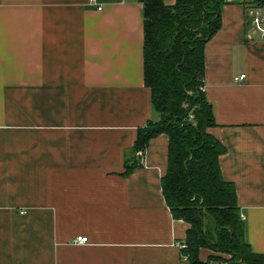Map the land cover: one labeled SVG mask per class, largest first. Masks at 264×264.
I'll return each mask as SVG.
<instances>
[{
  "label": "crops",
  "instance_id": "crops-1",
  "mask_svg": "<svg viewBox=\"0 0 264 264\" xmlns=\"http://www.w3.org/2000/svg\"><path fill=\"white\" fill-rule=\"evenodd\" d=\"M223 1L204 47L208 132L246 241L264 255V39L247 15L259 0ZM142 47L134 0H0V264H188L189 226L161 189L168 137L123 176L137 129L159 118Z\"/></svg>",
  "mask_w": 264,
  "mask_h": 264
},
{
  "label": "trees",
  "instance_id": "trees-1",
  "mask_svg": "<svg viewBox=\"0 0 264 264\" xmlns=\"http://www.w3.org/2000/svg\"><path fill=\"white\" fill-rule=\"evenodd\" d=\"M134 1L143 8V82L159 118L137 129L123 176L137 168L136 153L166 135L162 195L172 218L189 226L181 256L188 264H264L246 241L234 185L222 178L225 149L208 132L215 121L203 90L204 47L221 27L224 1ZM203 250L210 253L205 260Z\"/></svg>",
  "mask_w": 264,
  "mask_h": 264
},
{
  "label": "built area",
  "instance_id": "built-area-1",
  "mask_svg": "<svg viewBox=\"0 0 264 264\" xmlns=\"http://www.w3.org/2000/svg\"><path fill=\"white\" fill-rule=\"evenodd\" d=\"M89 3L95 4V0H88ZM97 10H101V7H97ZM247 15L249 17V25L253 35H257L260 38L264 39V1H260L255 6L250 7L247 10ZM245 79V75H239L234 78L235 83L242 82ZM204 90V89H203ZM192 119V116H190ZM140 157V164L144 163V157L142 153H138ZM243 219V217L241 216ZM87 242V238L79 237L75 239V243L84 244ZM178 247L181 249L185 248L184 244H178ZM185 259V257H184Z\"/></svg>",
  "mask_w": 264,
  "mask_h": 264
}]
</instances>
